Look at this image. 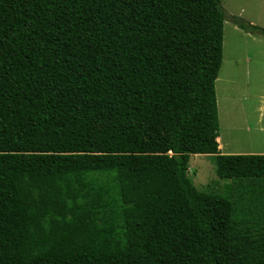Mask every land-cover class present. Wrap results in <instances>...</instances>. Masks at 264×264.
<instances>
[{"label":"trees","instance_id":"trees-1","mask_svg":"<svg viewBox=\"0 0 264 264\" xmlns=\"http://www.w3.org/2000/svg\"><path fill=\"white\" fill-rule=\"evenodd\" d=\"M227 16L0 0V264H264V154L218 139ZM192 154L222 189L194 185Z\"/></svg>","mask_w":264,"mask_h":264},{"label":"rangeland","instance_id":"rangeland-1","mask_svg":"<svg viewBox=\"0 0 264 264\" xmlns=\"http://www.w3.org/2000/svg\"><path fill=\"white\" fill-rule=\"evenodd\" d=\"M222 4L228 16L224 59L216 82L221 142L224 150L264 151V142L254 143L252 138L264 136L248 135L243 117H264V35L246 31L232 20L237 16L247 24L264 28V0H222ZM189 177L204 191H219L228 182L217 175L214 157L205 154L191 155Z\"/></svg>","mask_w":264,"mask_h":264},{"label":"crops","instance_id":"crops-1","mask_svg":"<svg viewBox=\"0 0 264 264\" xmlns=\"http://www.w3.org/2000/svg\"><path fill=\"white\" fill-rule=\"evenodd\" d=\"M243 117L245 119L244 127L247 129L248 135L252 134V135L264 136V117L262 114H260L259 117H255L253 119L249 118L247 114H244ZM252 138H253L254 143L256 141H259V140L264 142V139L262 137H260V138L252 137ZM218 139L222 140V136L220 135V137ZM221 140H219L220 141V150L222 153H225V154H264V151H262V150H258V151L256 150L255 152H241L239 150H230L229 148L224 150V147H223L224 142L222 143ZM227 147H229V146H227ZM257 148H260V147H257Z\"/></svg>","mask_w":264,"mask_h":264}]
</instances>
